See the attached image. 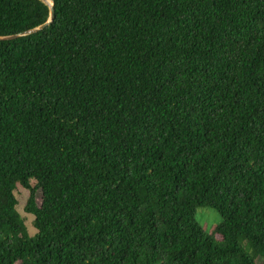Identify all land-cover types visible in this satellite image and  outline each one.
Masks as SVG:
<instances>
[{
  "label": "trees",
  "instance_id": "16d2710c",
  "mask_svg": "<svg viewBox=\"0 0 264 264\" xmlns=\"http://www.w3.org/2000/svg\"><path fill=\"white\" fill-rule=\"evenodd\" d=\"M50 1L0 41V264H264V0Z\"/></svg>",
  "mask_w": 264,
  "mask_h": 264
},
{
  "label": "rangeland",
  "instance_id": "374dc122",
  "mask_svg": "<svg viewBox=\"0 0 264 264\" xmlns=\"http://www.w3.org/2000/svg\"><path fill=\"white\" fill-rule=\"evenodd\" d=\"M31 183L33 184V182ZM14 195L17 200L16 210L21 216L26 226L28 234L33 235L35 233V230L32 224L33 218L31 215L26 214L23 210L25 206V202L28 197V190L22 187H17V189L14 191ZM194 219L199 224V226L203 229L205 234H208L210 232L211 227L220 223V217L218 216V214L212 209L207 208V207L197 208L194 213Z\"/></svg>",
  "mask_w": 264,
  "mask_h": 264
},
{
  "label": "water",
  "instance_id": "95a60500",
  "mask_svg": "<svg viewBox=\"0 0 264 264\" xmlns=\"http://www.w3.org/2000/svg\"><path fill=\"white\" fill-rule=\"evenodd\" d=\"M40 1H42L44 4H46L48 6V8H49V16H48L47 21L44 24L40 25V26H37L35 28L26 30V31H24L22 33H19V34L10 35V36H0V41L13 40V39H16V38H19V37H22V36H27V35L39 32L40 30L45 28L53 19V11H54L53 10V3L50 0H40Z\"/></svg>",
  "mask_w": 264,
  "mask_h": 264
},
{
  "label": "bare ground",
  "instance_id": "6f19581e",
  "mask_svg": "<svg viewBox=\"0 0 264 264\" xmlns=\"http://www.w3.org/2000/svg\"><path fill=\"white\" fill-rule=\"evenodd\" d=\"M49 2V1H48Z\"/></svg>",
  "mask_w": 264,
  "mask_h": 264
}]
</instances>
